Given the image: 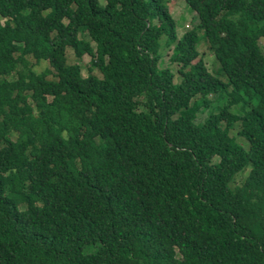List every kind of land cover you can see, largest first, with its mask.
<instances>
[{
    "label": "trees",
    "instance_id": "16d2710c",
    "mask_svg": "<svg viewBox=\"0 0 264 264\" xmlns=\"http://www.w3.org/2000/svg\"><path fill=\"white\" fill-rule=\"evenodd\" d=\"M184 1L0 0V264H264V0Z\"/></svg>",
    "mask_w": 264,
    "mask_h": 264
},
{
    "label": "rangeland",
    "instance_id": "374dc122",
    "mask_svg": "<svg viewBox=\"0 0 264 264\" xmlns=\"http://www.w3.org/2000/svg\"><path fill=\"white\" fill-rule=\"evenodd\" d=\"M167 6H168L173 18L175 19L176 30H177L178 35H180L186 29L191 28V26H192L191 19L193 17V12H191V10L189 9V7L187 6V4L184 0H167ZM82 37L89 39V37L86 34H82ZM198 37H199L198 54H199V57L202 59L206 70L211 75L217 76V77L224 80L223 76H220L217 72L218 64L216 63L215 58H213L212 53L210 52V49L207 45V42L203 39L202 32L200 30H198ZM259 45L261 48V53L264 56V44L261 41H259ZM169 55H170V52H168V50H167V52H165L163 54V57H162L161 62L159 64V68L168 67L173 72V74L175 76L174 82H179V78H178V75L176 73V71L178 69V65L174 64V63H170ZM66 56H67L68 64H75L76 63L79 65L80 72H81V75L83 77H85L86 74H88V68L90 67V57L89 56L84 55L80 60H76L74 58L72 49L69 47L66 50ZM28 61L30 64L35 63L30 58L28 59ZM48 68H49V66H48L47 62H40V63L36 64L35 66H33V69H35L37 72H42L43 70L48 69ZM91 74L98 76V77H101V74L95 68H91ZM9 78H12V77L10 76ZM212 97H215V96H212ZM226 97H227L226 95H223L222 98H220L218 100H213L212 102H210L207 109H205L204 111H199L197 113L196 121L197 122L202 121L210 112L218 111L219 108L222 106L223 102L225 101ZM234 111L240 112L239 107L235 106ZM237 130H238V124H235V126L230 131L231 135H233L235 137V139L237 140V142L239 144H241L245 149H247V143H245L246 140H244L239 134H237ZM247 170H248V168L245 171H241V172L237 173L234 176V179H233L231 185L234 186V185L240 184L241 181L246 176Z\"/></svg>",
    "mask_w": 264,
    "mask_h": 264
}]
</instances>
